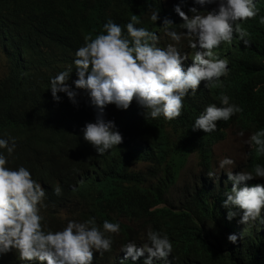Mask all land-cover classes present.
Here are the masks:
<instances>
[{
	"label": "trees",
	"instance_id": "1",
	"mask_svg": "<svg viewBox=\"0 0 264 264\" xmlns=\"http://www.w3.org/2000/svg\"><path fill=\"white\" fill-rule=\"evenodd\" d=\"M0 0V48L7 59V72L0 78V139L15 150L7 167L28 169L45 190L39 205L42 225L53 232L63 230L69 221L84 222L95 218L119 223V233H106L112 239L111 251H94L92 264H145L148 254L133 263L123 258L122 246L147 243L149 229L166 235L172 243L170 259L153 258L152 264H264V210L256 221L240 223L242 212L228 219L223 206L224 193L232 181L213 173V147L223 141L227 130L238 127L250 133L264 130V0H254L257 15L238 21L248 35L247 45L234 33L232 41L222 42L217 56L228 61L227 74L210 87L206 85L183 99L181 115L167 120L163 115L152 119L147 109L133 101L128 109L106 106L104 118L114 122L122 143L98 155L83 138L87 123H94L97 110L88 93L76 89L78 79L75 53L103 31L108 20L121 26L133 15L137 28H145L159 37L158 46L176 44L165 34L163 21L168 18L175 31L183 23L175 12L180 6H201L193 0ZM159 10L156 22L151 13ZM183 11V10H182ZM183 37L182 39H184ZM181 43H189L184 39ZM177 44V45H178ZM3 48V49H2ZM193 61H184L187 71ZM72 69L68 85L78 93L74 104L65 93L53 99L50 80ZM221 95L242 109L228 121H218L215 131L193 130L196 118L211 104L217 107ZM248 154L247 170L264 167V154ZM195 153L202 165L198 177L173 190L189 157ZM264 185V178L242 182L243 186ZM61 187L57 196L55 187ZM135 225L136 228L133 226ZM236 235L235 244L228 241ZM0 264H40L25 262L13 250L0 255Z\"/></svg>",
	"mask_w": 264,
	"mask_h": 264
},
{
	"label": "clouds",
	"instance_id": "2",
	"mask_svg": "<svg viewBox=\"0 0 264 264\" xmlns=\"http://www.w3.org/2000/svg\"><path fill=\"white\" fill-rule=\"evenodd\" d=\"M193 2L201 8L192 7L188 11L182 7V11L176 6L174 9L183 21L179 27L186 32L175 31L176 26L168 18L163 21L165 34L176 44L158 46L157 34L135 26L140 23L136 15L126 24L127 35L121 26L108 20L100 34L84 37V45L75 53L78 79L74 84L76 89L88 93L91 105L97 110L95 122L84 127L83 138L98 155L122 143L121 134L114 130V122L104 118L106 106L114 104L118 109L126 110L136 101L147 109L146 115L152 119L161 115L167 120L178 118L183 99L190 90L194 94L198 87H210L227 74L228 61L217 56L220 44L230 43L234 33L245 45L249 43L245 39L247 31L237 22L256 17L254 0ZM158 14L159 10L152 11L151 21L156 22ZM260 23L264 24V17L260 18ZM183 37L188 38L189 43L178 44ZM184 61H193L187 71L183 68ZM71 72L72 69L62 71L50 80L51 94L57 102L60 100L58 93H65L74 104L77 102L78 93L67 83ZM220 103V107L215 104L207 106L196 118L192 129L213 132L218 121H228L242 111L237 105L230 104L226 95H221ZM246 134L250 135L247 141L250 150L255 145V151L264 154V130ZM239 135L242 136L243 132ZM0 149H6L11 156L15 142L10 146L7 140L0 139ZM248 154L242 165L220 172L215 171L212 155L213 173L208 174L209 177L225 174L232 181L230 191L224 193L223 206L228 208L229 220L242 212L240 223L243 224L256 221L264 210V185L240 186L242 182L264 178V167L258 164L251 171L247 170ZM7 164V157L0 153V255L15 250L19 259L25 262L92 264L93 250L101 254L111 251L113 241L105 234L119 233V223L105 220L101 230L95 218L90 217L84 222L69 221L60 231H45L39 208L46 195L44 188L25 167L11 169ZM233 164L232 159L223 158L219 167L224 169ZM54 192L59 196L61 187H55ZM227 239L233 244L237 242L234 234ZM147 241L140 248L134 242L122 246L123 258L135 263L147 253L145 264H152L153 258L170 259L173 246L166 235L149 229Z\"/></svg>",
	"mask_w": 264,
	"mask_h": 264
},
{
	"label": "rangeland",
	"instance_id": "3",
	"mask_svg": "<svg viewBox=\"0 0 264 264\" xmlns=\"http://www.w3.org/2000/svg\"><path fill=\"white\" fill-rule=\"evenodd\" d=\"M174 2L175 0H170ZM169 0H163L166 6H170ZM7 72V59L2 53L0 48V78L4 77ZM243 131L237 128H231L227 131L225 140L218 143L213 147V165L215 171L220 172L222 170H230L233 166L242 165L246 158L248 151L250 150L251 145L247 143L249 141L250 135L243 132V135H239ZM223 158H230L234 161L233 165L226 166L224 169L219 167V162ZM202 171V165L199 164V158L196 154H192L189 158L187 164L182 169L173 190L168 193V196L172 195L174 190L180 189L185 185L190 183V180H193L194 177H198Z\"/></svg>",
	"mask_w": 264,
	"mask_h": 264
},
{
	"label": "bare ground",
	"instance_id": "4",
	"mask_svg": "<svg viewBox=\"0 0 264 264\" xmlns=\"http://www.w3.org/2000/svg\"><path fill=\"white\" fill-rule=\"evenodd\" d=\"M3 49V48H2Z\"/></svg>",
	"mask_w": 264,
	"mask_h": 264
}]
</instances>
